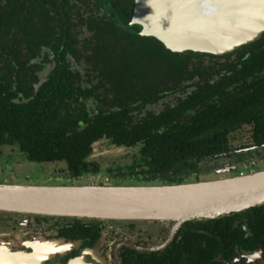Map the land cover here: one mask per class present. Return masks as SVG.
Returning a JSON list of instances; mask_svg holds the SVG:
<instances>
[{"label": "trees", "instance_id": "obj_1", "mask_svg": "<svg viewBox=\"0 0 264 264\" xmlns=\"http://www.w3.org/2000/svg\"><path fill=\"white\" fill-rule=\"evenodd\" d=\"M133 13L134 0H0V148L16 145L33 163L66 162L72 178L99 173L88 158L104 137L128 148L140 143V162L164 178L230 149L233 135L210 131L206 119L163 130L156 121L168 110L136 124L130 113L143 110L141 100L163 97L168 81L217 78L212 87H221L251 78L264 88L257 76L264 69V34L224 56L177 54L130 26ZM43 48L56 66L40 83ZM246 112L239 119L251 122ZM256 122L263 130L252 138L264 143V118Z\"/></svg>", "mask_w": 264, "mask_h": 264}, {"label": "flooded vegetation", "instance_id": "obj_2", "mask_svg": "<svg viewBox=\"0 0 264 264\" xmlns=\"http://www.w3.org/2000/svg\"><path fill=\"white\" fill-rule=\"evenodd\" d=\"M46 52L50 50L43 48L42 57L37 59V63L43 65L38 74L40 80L45 71L50 70V73L56 66L51 52L46 60ZM210 64L205 63V66ZM257 76L264 78V69L258 71ZM216 79H181L172 84L168 81L163 97L151 102L141 100L143 110L130 113L134 115L133 124L148 115L160 118L168 110L161 121H156L161 122L163 130L176 126L183 128L206 119L210 131L219 128L233 136L249 134V142L236 146L231 139L228 151L205 159L197 158L196 168L189 169L187 174L180 170L167 172L168 178L163 177L165 173L152 172L149 166L140 162V143L128 148L117 146L104 137L93 144L88 162L97 165L102 178L110 182L201 181L215 174L218 178H226L264 172V143L252 138L253 134L263 130H259L256 121L264 118V88L259 89L258 81L251 78L239 79L229 86L212 87ZM98 106L95 103V115L99 114ZM225 108L227 111H223ZM253 109L256 114L253 111L250 115ZM245 110L253 119L251 122L240 121L239 116H243L239 114ZM230 114L235 116L228 121ZM8 146L0 148V161L18 150L13 145L9 147V154H4ZM110 146L137 149V153L130 162L115 160L103 170L96 157L103 155ZM58 163H65L64 173L72 178L66 162L49 163L41 174L56 175L49 173L47 167ZM262 206L264 204L215 219H194L181 225L152 220H91L0 211V264H264Z\"/></svg>", "mask_w": 264, "mask_h": 264}, {"label": "water", "instance_id": "obj_3", "mask_svg": "<svg viewBox=\"0 0 264 264\" xmlns=\"http://www.w3.org/2000/svg\"><path fill=\"white\" fill-rule=\"evenodd\" d=\"M244 20H248L250 31L240 35ZM133 25L142 28L141 36L156 38L171 52L222 56L261 38L264 0H134ZM224 40L229 43L220 45ZM49 71L44 72L40 83ZM89 176L91 181L103 180L99 173L75 178V184L56 178L40 183L2 182L0 211L181 225L264 204V172L181 183L125 184L119 180L112 185L80 184Z\"/></svg>", "mask_w": 264, "mask_h": 264}, {"label": "rangeland", "instance_id": "obj_4", "mask_svg": "<svg viewBox=\"0 0 264 264\" xmlns=\"http://www.w3.org/2000/svg\"><path fill=\"white\" fill-rule=\"evenodd\" d=\"M250 135L249 134H239L234 135L232 137V143L236 146H240L242 143L249 142L250 141ZM11 146H8L5 148L4 154H9V149ZM114 146H110L109 148L105 149V152H103V155L97 156L96 158H99V162L102 164L103 170L107 169L108 166L113 163L115 160H121L125 162H130L131 158L135 156L137 153V149H125V148H113ZM15 148V147H14ZM135 154V155H134ZM93 158V159H96ZM49 163H32L27 160V158L21 153V151L13 150L8 156L1 158L0 161V183H10L13 181H40L47 180L50 177L55 178L58 177L60 181H63L65 184H75V179H72L70 177L66 176V173H64V170L66 168L65 163H58L56 166L52 165L51 167H47L49 173L54 172L56 175L51 174H44L42 175L43 168L46 167V165ZM57 168V170H56ZM89 176L85 181H83L80 184H91L94 183L96 185H112V184H119L118 182H107L106 178L103 177V180H100L97 178V180H90ZM97 177V176H96ZM223 177V176H220ZM225 177V176H224ZM207 179L205 180H215V179H221L218 178V175H210L208 177H205ZM43 179V180H42ZM57 179V178H56ZM100 180V181H99ZM116 181V180H115ZM125 184H129V180L123 181ZM36 183V182H34ZM42 183V182H41ZM154 183H160L163 182L157 181Z\"/></svg>", "mask_w": 264, "mask_h": 264}, {"label": "bare ground", "instance_id": "obj_5", "mask_svg": "<svg viewBox=\"0 0 264 264\" xmlns=\"http://www.w3.org/2000/svg\"><path fill=\"white\" fill-rule=\"evenodd\" d=\"M244 22V25L242 26V29H244V30H242V32H241V34L240 35H243V34H245V33H247V32H249L250 31V27H249V22H248V20H244L243 21ZM189 38V37H188ZM192 38V37H191ZM225 41V40H224ZM229 43V41L228 40H226L225 42H223L222 44H220V45H226V44H228ZM219 45V48H221V47H223V46H220Z\"/></svg>", "mask_w": 264, "mask_h": 264}, {"label": "snow or ice", "instance_id": "obj_6", "mask_svg": "<svg viewBox=\"0 0 264 264\" xmlns=\"http://www.w3.org/2000/svg\"><path fill=\"white\" fill-rule=\"evenodd\" d=\"M204 2H207V0H204Z\"/></svg>", "mask_w": 264, "mask_h": 264}]
</instances>
